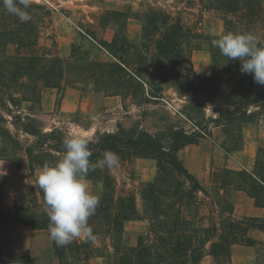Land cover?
I'll use <instances>...</instances> for the list:
<instances>
[{
    "label": "rangeland",
    "instance_id": "obj_1",
    "mask_svg": "<svg viewBox=\"0 0 264 264\" xmlns=\"http://www.w3.org/2000/svg\"><path fill=\"white\" fill-rule=\"evenodd\" d=\"M261 1L264 7V0ZM27 12L33 17L30 24L36 26V37H31L34 40L31 48L17 47L4 40L15 34L22 36L21 21L9 14L0 3V130L8 131L11 136L10 139L0 132V159L13 168L11 174L8 172L6 177L1 176V203L5 209L12 210L13 196L25 193L26 186L32 182L25 167L26 154L22 150V146L30 144L32 140L23 131L24 124L28 123L36 130L49 131L55 128L64 137L80 136L89 140L98 133L143 130L157 136L168 146V134L172 130L183 129L186 133L196 130L185 116V112H189L191 118H194L193 122L203 126L205 133L196 144L181 147L177 155L206 188L212 186L210 173L214 169L226 167L247 170L241 162L251 161L252 167L247 171L254 170L258 153L260 149H264V114L253 121L228 123L222 120L218 124L211 121L218 117L222 107H232L231 91L234 89V81L228 80L225 75L226 63H219V69L216 70L219 81L216 82L218 90L215 93L199 90L189 92L184 86L174 84L176 78H180L193 80L196 86L208 85L205 78L213 73L210 39L226 33V20H238L237 15L217 7L214 0H30ZM147 12L169 14L173 22L189 29L191 36L200 33L206 39L189 36L185 44L188 63L184 64L183 44L181 61L174 64L168 72L167 79L170 83L163 85L159 93L162 98L150 97L148 101H144L147 92L152 90L150 85L135 90L119 87L115 89L120 93L117 95L103 81H94V76L90 75L85 66L83 71L82 64L86 58L103 62L116 61L102 46L111 43L113 36H117L119 40L126 39L139 49L143 18ZM263 20L252 25V34L258 38L263 31ZM236 30L237 33L241 32V28ZM112 47L113 44L109 48ZM33 53L38 56L47 54L48 59L55 55L63 59L79 58L78 62L70 60L65 73L68 79L80 78L76 87H65L62 90L45 87L41 91H35L34 97H29L28 94H32L29 90L22 92V86L18 82L28 80L27 76L35 78L38 72L12 74L14 68L2 63L7 60L6 55ZM155 72L159 74L158 71ZM249 109L255 108L249 106ZM111 171L117 194L129 192L134 195L137 210L141 214L139 192L143 183L154 179L156 160L139 156L119 158L118 165ZM85 182L90 191L102 197V182L89 179H85ZM20 225V229L8 238H0V264H73L66 251L63 261L58 260L49 233L45 236L50 241L47 251L40 247L41 254L36 251V256L22 255V224ZM140 227L145 233L147 222L134 219L124 223L123 238L126 245L136 244L138 235L134 232ZM77 240L85 242L86 238H76L72 243ZM18 243H21L19 254L14 253ZM96 244L102 251L111 250L107 240ZM251 245L257 253L256 264H264V241H252ZM95 257L99 256L81 259L75 264H93ZM101 258L102 264H105V258Z\"/></svg>",
    "mask_w": 264,
    "mask_h": 264
},
{
    "label": "trees",
    "instance_id": "obj_2",
    "mask_svg": "<svg viewBox=\"0 0 264 264\" xmlns=\"http://www.w3.org/2000/svg\"><path fill=\"white\" fill-rule=\"evenodd\" d=\"M214 1L217 7L238 16V20H226V32L237 33L236 29L241 28L240 33H252V25L264 18L261 0ZM31 20L20 23L22 36L15 34L4 42L31 48L34 43L31 37H36V26L30 24ZM143 22L139 49L128 40H119L117 36H113L111 43L102 46L116 61L103 62L86 58L81 64L83 71L87 68L90 75L94 76V81H103L114 92L119 87L135 90L150 85L152 90L144 97V101H148L150 97L162 98L159 93L163 85L170 83L167 79L168 72L174 64L181 61L183 44L184 64L188 63L185 44L191 35L189 29L173 22L169 14L164 12H147ZM262 29L258 39L264 43V20ZM191 37L206 39L200 33ZM216 38L218 37L211 38L209 44L213 73L205 78L208 85L196 86L193 80L180 78H176L174 84L184 86L189 92L199 90L215 93L218 90L216 82L219 81L216 70L219 69V63L225 62V75L228 80L234 81V89L231 91L232 107H222L218 117L211 121L216 124L222 120L228 123L253 121L264 114V86L256 84L251 75L241 73L238 60L227 61L220 50L212 46L211 42ZM112 44L111 49L109 47ZM46 55H6L7 60L2 63L14 68L12 74L38 72L37 77L27 76L28 80L22 79L18 82L22 86V92H32L31 95L28 94L29 97H34L35 91H41L45 87L57 90L76 87L80 79L72 80L65 76L70 60L78 62L79 58L63 59L55 55L48 59ZM115 94L120 93L116 91ZM249 106L255 109L251 110ZM185 116L196 130L191 133H186L183 129L172 130L168 134V146L157 136L143 130L98 133L90 140L89 148L93 152L89 158L91 163H96L102 158L104 151L110 150L117 153L119 158H153L157 162V171L152 181L141 186V214L137 210L134 195L129 192L117 194L110 169L96 168L95 171H89L85 179L100 181L104 188L96 213L88 220L93 238H86L85 242L77 240L63 247H57L52 241L60 262L63 261L66 251L73 264L94 256L104 257L105 264H198L205 254L215 257L216 264H230L232 244L251 245L255 240L248 236L250 227L256 226L264 231V218H236L233 205L228 199L231 190H240L251 197L256 206L264 207V149H260L252 172L226 167L214 169L210 173L212 186L206 188L182 164L177 155L181 147L196 144L205 133L203 126L193 122L194 118H191L189 112H185ZM23 131L32 137L30 144L22 146L27 158L25 167L32 182L26 186L25 193L13 196L12 210H9L1 203L3 180L0 176V225L25 224L32 229L48 230L49 221L43 193L35 187L36 178L33 173L36 168H41L44 164H55L62 158L64 136L58 129L36 130L29 123L24 124ZM0 132L11 139L8 131ZM134 219L145 220L147 229L145 233L138 235L135 245H126L123 238L124 223ZM102 240L109 242L108 248L111 250L100 249L96 243Z\"/></svg>",
    "mask_w": 264,
    "mask_h": 264
},
{
    "label": "clouds",
    "instance_id": "obj_3",
    "mask_svg": "<svg viewBox=\"0 0 264 264\" xmlns=\"http://www.w3.org/2000/svg\"><path fill=\"white\" fill-rule=\"evenodd\" d=\"M4 8L21 22L31 19L27 9L30 0H0ZM212 46L220 50L227 61L240 62V71L252 76L253 81L264 86V43L251 32H226L212 40ZM90 140L80 136H65L62 144L64 154L55 164H44L38 171L35 187L43 193V203L48 217V233L57 247L71 244L76 238H93L88 224L100 204V196L89 190L85 178L96 168L113 169L119 156L104 151L96 163ZM6 173L0 174V176Z\"/></svg>",
    "mask_w": 264,
    "mask_h": 264
},
{
    "label": "crops",
    "instance_id": "obj_4",
    "mask_svg": "<svg viewBox=\"0 0 264 264\" xmlns=\"http://www.w3.org/2000/svg\"><path fill=\"white\" fill-rule=\"evenodd\" d=\"M5 160L0 159V173L5 172L4 177L9 172L11 174L12 169L10 166L5 164ZM242 166L249 170L252 167V162L247 163L241 162ZM41 168L34 170L33 176L36 177L38 171ZM16 190L14 191V193ZM228 199L233 205V214L236 218L242 217H254L264 218V207H259L254 204V200L246 195L245 192L240 190H231L228 193ZM21 225H0V238L1 240L8 238L10 234L19 230ZM48 230L46 229H32L28 225L22 224V255L29 254L36 256V251L41 254L40 247L46 249L49 248L50 241L45 238ZM143 233L141 227L137 229L134 234L139 235ZM248 236L257 242L264 241V231L250 227L248 229ZM13 242V241H12ZM17 250L14 253H21V243H18ZM37 248V249H36ZM35 250V251H34ZM45 251V250H44ZM257 253L252 245L235 243L230 247V264H256ZM217 260L210 254H205L198 264H216ZM93 264H102L101 257H95L92 260ZM35 264V263H30Z\"/></svg>",
    "mask_w": 264,
    "mask_h": 264
}]
</instances>
